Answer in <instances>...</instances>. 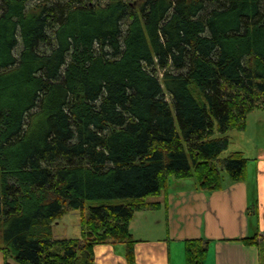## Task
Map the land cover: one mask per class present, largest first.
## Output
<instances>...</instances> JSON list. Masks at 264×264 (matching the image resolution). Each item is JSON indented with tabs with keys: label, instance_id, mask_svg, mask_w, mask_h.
<instances>
[{
	"label": "trees",
	"instance_id": "trees-1",
	"mask_svg": "<svg viewBox=\"0 0 264 264\" xmlns=\"http://www.w3.org/2000/svg\"><path fill=\"white\" fill-rule=\"evenodd\" d=\"M255 109L264 0H0L2 264H95L106 244L138 264L130 223L171 178L247 179L222 153ZM70 211L79 234L58 239ZM208 246L188 239L186 264Z\"/></svg>",
	"mask_w": 264,
	"mask_h": 264
},
{
	"label": "crops",
	"instance_id": "crops-1",
	"mask_svg": "<svg viewBox=\"0 0 264 264\" xmlns=\"http://www.w3.org/2000/svg\"><path fill=\"white\" fill-rule=\"evenodd\" d=\"M229 149L228 156L240 152ZM260 155L255 163H247L244 182L224 176L220 191L207 192L194 177H173L166 191L148 198L155 207L140 210L130 223L138 241L136 263L186 264V241L200 238L209 243L205 264H264V152ZM255 237L256 245L243 242ZM94 252L95 264H127L121 244L97 245ZM4 262L1 253L0 264Z\"/></svg>",
	"mask_w": 264,
	"mask_h": 264
},
{
	"label": "rangeland",
	"instance_id": "rangeland-1",
	"mask_svg": "<svg viewBox=\"0 0 264 264\" xmlns=\"http://www.w3.org/2000/svg\"><path fill=\"white\" fill-rule=\"evenodd\" d=\"M246 128L242 131L232 130L229 133L230 149L242 152L248 158V164L255 163L259 160L261 152H264V109H255L247 117ZM217 133V137L220 136ZM228 150L222 153V157H226ZM256 169L252 170V175ZM248 173V168H247ZM225 178H229L224 172ZM91 205V203H89ZM80 213L78 211H70L63 217V221L58 227H53L56 238L76 237L79 234ZM78 231V234L77 231ZM0 247H4V240L0 235ZM3 251L0 249V254Z\"/></svg>",
	"mask_w": 264,
	"mask_h": 264
}]
</instances>
